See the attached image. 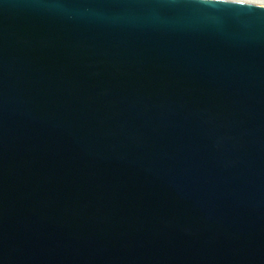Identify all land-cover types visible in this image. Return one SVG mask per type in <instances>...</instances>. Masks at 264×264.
I'll return each mask as SVG.
<instances>
[{
	"label": "water",
	"instance_id": "obj_1",
	"mask_svg": "<svg viewBox=\"0 0 264 264\" xmlns=\"http://www.w3.org/2000/svg\"><path fill=\"white\" fill-rule=\"evenodd\" d=\"M0 264H264V2L0 0Z\"/></svg>",
	"mask_w": 264,
	"mask_h": 264
},
{
	"label": "bare ground",
	"instance_id": "obj_2",
	"mask_svg": "<svg viewBox=\"0 0 264 264\" xmlns=\"http://www.w3.org/2000/svg\"><path fill=\"white\" fill-rule=\"evenodd\" d=\"M258 1L264 2V0H258Z\"/></svg>",
	"mask_w": 264,
	"mask_h": 264
}]
</instances>
